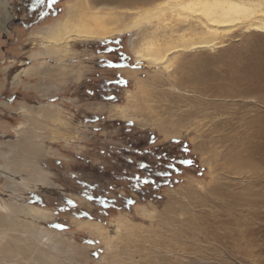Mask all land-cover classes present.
Masks as SVG:
<instances>
[{"label": "rangeland", "instance_id": "1", "mask_svg": "<svg viewBox=\"0 0 264 264\" xmlns=\"http://www.w3.org/2000/svg\"><path fill=\"white\" fill-rule=\"evenodd\" d=\"M75 1L0 0V264H264V32L170 71L134 34L58 59L41 42ZM164 153L205 172L136 185Z\"/></svg>", "mask_w": 264, "mask_h": 264}, {"label": "bare ground", "instance_id": "2", "mask_svg": "<svg viewBox=\"0 0 264 264\" xmlns=\"http://www.w3.org/2000/svg\"><path fill=\"white\" fill-rule=\"evenodd\" d=\"M108 1L121 6L100 7L105 0L69 3L67 17L41 42L44 49L59 59L77 42L134 34L138 62L170 71L175 52L215 51L223 47L225 35L237 30L264 32V0H143L129 5L125 0Z\"/></svg>", "mask_w": 264, "mask_h": 264}, {"label": "trees", "instance_id": "3", "mask_svg": "<svg viewBox=\"0 0 264 264\" xmlns=\"http://www.w3.org/2000/svg\"><path fill=\"white\" fill-rule=\"evenodd\" d=\"M64 1H67V0H64ZM180 143H183V142L175 141L172 144L175 146H178ZM184 148L189 149V145L185 144ZM177 157H178V154L168 155L164 153V155H162V158L169 163L170 165L169 170L161 173L162 174L161 179L159 180H156L153 177H149L147 180H142V178H137L136 185L153 186L154 189L156 190H159L160 188H163V187H174L176 184H179L180 182L177 179H175V176L172 175L171 172L173 170L178 172V169H179L178 165H183L188 168L197 169V171L200 174H203L205 172V170L201 168L200 163L197 160H195V158L191 157V158H188V160L185 159L183 161H179L177 160ZM131 204L133 203H129V205Z\"/></svg>", "mask_w": 264, "mask_h": 264}, {"label": "flooded vegetation", "instance_id": "4", "mask_svg": "<svg viewBox=\"0 0 264 264\" xmlns=\"http://www.w3.org/2000/svg\"><path fill=\"white\" fill-rule=\"evenodd\" d=\"M54 1V2H53ZM60 0H47V6H51L53 4H57ZM48 11L50 12V9H48Z\"/></svg>", "mask_w": 264, "mask_h": 264}, {"label": "snow or ice", "instance_id": "5", "mask_svg": "<svg viewBox=\"0 0 264 264\" xmlns=\"http://www.w3.org/2000/svg\"><path fill=\"white\" fill-rule=\"evenodd\" d=\"M36 2H37V3H42V2H43V0H36Z\"/></svg>", "mask_w": 264, "mask_h": 264}]
</instances>
